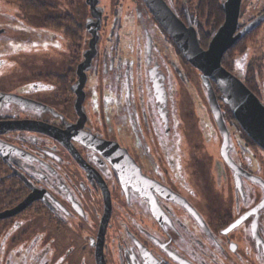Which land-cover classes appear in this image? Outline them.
I'll return each instance as SVG.
<instances>
[{"label":"flooded vegetation","instance_id":"obj_1","mask_svg":"<svg viewBox=\"0 0 264 264\" xmlns=\"http://www.w3.org/2000/svg\"><path fill=\"white\" fill-rule=\"evenodd\" d=\"M164 1L197 31L191 0L180 7L177 0ZM256 1V11L238 20V29L264 12V0ZM136 10L141 35L135 62L112 53L93 64L103 40L102 9L97 53L78 108L72 86L81 61L53 85L36 79L0 86V93L41 104L0 99V122L34 121L55 130V136L27 129L0 133V213L35 195L22 210L0 218V264H98L99 253L102 264H264V150L242 128L250 140L235 147L226 125L232 167L222 155L223 135L212 112L215 125L206 128L213 139L203 131L199 141L181 133L172 91L187 80L180 64L190 63L143 0ZM6 18H0V43L53 47L32 45L37 32L45 40L56 34L55 46L63 45L56 31L40 26L33 34L29 19ZM33 83L42 87L33 89Z\"/></svg>","mask_w":264,"mask_h":264},{"label":"rangeland","instance_id":"obj_2","mask_svg":"<svg viewBox=\"0 0 264 264\" xmlns=\"http://www.w3.org/2000/svg\"><path fill=\"white\" fill-rule=\"evenodd\" d=\"M41 1L48 3V9L44 14L35 15L22 12L17 4V0H0V18H5L4 20L7 21L8 19L6 17L16 15L21 21L22 19H29L33 34L35 33L34 31H36L34 29H39L40 26L46 27L49 31H56L63 35L61 40L63 45L62 47L60 44V47L55 46L54 39L57 38L56 34L53 36L47 33V40H45L39 39L41 37L37 32L34 34L37 41L36 39L33 41V38L32 45L39 41L38 43L40 44L52 43L53 47L48 46V48H44L43 46V48H40V46H38L34 48L28 47L27 45H24L23 47L21 44L14 42L7 45L6 42L1 41L0 56L4 55V61L0 60V86L15 88L20 86L23 82L29 83L28 81L30 80L34 82L36 79L41 80L40 82H46L47 84L49 83L53 85L54 77L56 75H62L64 72H67L69 66H73L77 62L83 60V50L88 43V33L85 30V26L82 30H72L71 26L66 24V22L64 23V20L59 18V16L61 14L70 15L69 17L71 21L68 20L70 22H72L73 17H82L85 23V18L89 15V7L86 4V1ZM138 1L140 0H100L99 6L103 9V14H105L106 17L104 18L105 23H103L104 32L103 30L101 32L103 40L98 46L100 52L99 55L94 58L93 64L102 61L104 55L109 59V56L112 53H114L115 56L122 55L123 60L127 59L135 62L136 56L139 55L136 48L137 46L135 47V45H139V43L136 42L135 38L137 34L141 35V32L137 31L138 27H136L137 20L135 16ZM177 1L178 7L182 6V0ZM201 1L202 0H191L190 9L193 13L196 9L197 34L201 46L205 48L213 33L220 24H222L224 14L222 21L216 28H214L211 24L212 21L209 22L208 20L207 13L199 11L197 8V3L199 2L200 5ZM248 3L249 0L244 1V4L247 6L240 17L239 23L243 19L246 20L251 11H256L255 7L257 1L255 0L254 2L251 1L249 4ZM260 7H262V4ZM19 27L23 29L22 25ZM149 28L152 32L156 31L155 26L151 23H149ZM64 29H69L71 33H74V31L80 32H78L75 37L74 35L65 36L63 32ZM115 31L118 33L113 34ZM157 35L159 34L157 33ZM118 39H121L119 43L121 46L120 48L115 46L116 43L119 42ZM16 49L20 50L15 51ZM241 50L242 52H239ZM174 60L179 64L178 61H180V58L177 52H175ZM227 61L228 63H231L230 70L226 67L225 68L246 83L247 86L250 87L264 102V22L258 25L251 33H248L246 38L239 43L236 51H234L233 62L232 58H228ZM180 66L181 69H184L187 80L186 82L177 83L175 92L172 91V97L175 98L177 108L181 111L180 115L179 111H177L178 116L182 118L181 128L183 129H181V133L184 132L188 139L199 141L203 140V136L200 133V131H203L204 134L205 132L208 133L207 138L213 139V137H211L212 132L208 131L206 126L210 124L215 125V123L211 115L206 89L200 78V71L190 64H188V66L180 64ZM176 80L179 81V79ZM40 86L41 85L35 83L32 84L33 89H40ZM215 93L217 94L223 114H226L225 123L230 130L231 143L237 147L240 144L236 143L237 141L240 142L243 139L248 140L249 137L242 131L237 121L234 118H231V111L222 101V95L217 87H215ZM47 94L48 93H42V95ZM189 130L190 133H187L186 131ZM216 138L218 139V137ZM182 139H184V136H182Z\"/></svg>","mask_w":264,"mask_h":264},{"label":"water","instance_id":"obj_3","mask_svg":"<svg viewBox=\"0 0 264 264\" xmlns=\"http://www.w3.org/2000/svg\"><path fill=\"white\" fill-rule=\"evenodd\" d=\"M90 15L85 21V27L91 34L88 48L83 51V60L77 65L78 79L72 89L76 92V107L81 106L84 98L83 86L86 81V71L91 67V61L97 53L96 44L99 39L102 8L98 6L99 0H85ZM149 12L162 26L177 45L185 59L200 71V78L205 86L210 110L215 122L222 132V155L232 166L227 154L228 131L219 106L214 86L222 95V101L229 107L232 115L244 132L264 150V103L252 92L245 83L222 65L223 55L245 34L264 20V12L250 20L238 29V20L242 0H224V19L222 24L211 36L207 47L203 48L199 42L194 26L186 25L166 4L164 0H143ZM94 19V21H93ZM0 99L15 102L27 107L41 106L39 102L24 98L14 93H0ZM10 129H27L42 131L55 136V130L46 124L26 120H12L0 122V133ZM3 143L0 142V152ZM3 154V153H2ZM233 167V166H232ZM35 195H30L15 208L0 213V218L15 214L25 208ZM102 256L97 255L98 264H102Z\"/></svg>","mask_w":264,"mask_h":264},{"label":"trees","instance_id":"obj_4","mask_svg":"<svg viewBox=\"0 0 264 264\" xmlns=\"http://www.w3.org/2000/svg\"><path fill=\"white\" fill-rule=\"evenodd\" d=\"M202 2V3H201ZM200 2V5L198 7L199 11H203L207 13L208 16V20L209 22L212 21V25L214 26V28H216L219 23L222 21L223 19V10L221 7V0H202ZM17 4L20 8V10L22 12L25 13H31V14H35V15H41L44 14L46 12V10L48 9V3H46L45 1H41V0H17ZM59 16V15H58ZM57 16V17H58ZM70 15H60L59 18L63 19L64 23L66 22V24H69V26H71V29L73 30H82L84 28V20L82 17L79 18H74L72 22H70ZM47 17V15H46ZM70 20V21H68ZM74 21V22H73ZM210 24V25H211ZM66 26V25H64ZM66 30V31H65ZM64 35L66 36H73L74 37L78 34L76 33V31H74V33H71L69 31V29H64ZM80 32V31H78ZM245 37H243L242 39H240L239 41H237L222 57V65L224 67H226L227 69L230 70V64L228 63L227 59L228 58H232V62H233V55H234V51H236L239 43L241 41L244 40ZM239 52H242L239 51ZM54 77V76H53ZM57 75L54 77V81H57ZM58 79H61L58 77ZM231 118H234L233 116H231ZM250 140V138H248Z\"/></svg>","mask_w":264,"mask_h":264}]
</instances>
